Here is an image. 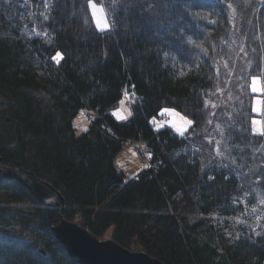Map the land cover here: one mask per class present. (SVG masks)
<instances>
[{
	"label": "trees",
	"instance_id": "16d2710c",
	"mask_svg": "<svg viewBox=\"0 0 264 264\" xmlns=\"http://www.w3.org/2000/svg\"><path fill=\"white\" fill-rule=\"evenodd\" d=\"M28 1L0 0V157L52 183L66 209L0 175V219L26 228L23 239L0 232V264H78L51 230L61 215L164 264H264V217L242 216L264 201L251 92L264 77V0H150L151 11L149 0H99L105 32L91 0ZM166 108L193 121L186 134L154 127ZM83 109L99 114L78 134ZM123 139L149 156L129 181L116 165ZM27 203L37 206L10 208Z\"/></svg>",
	"mask_w": 264,
	"mask_h": 264
},
{
	"label": "water",
	"instance_id": "95a60500",
	"mask_svg": "<svg viewBox=\"0 0 264 264\" xmlns=\"http://www.w3.org/2000/svg\"><path fill=\"white\" fill-rule=\"evenodd\" d=\"M0 175L8 181L18 182L38 203L55 208L61 214L65 211L66 200L62 192L34 172L5 165L0 157ZM51 230L70 258L78 264H164L145 251H132L112 238L100 239L78 221L66 219L63 215Z\"/></svg>",
	"mask_w": 264,
	"mask_h": 264
},
{
	"label": "rangeland",
	"instance_id": "374dc122",
	"mask_svg": "<svg viewBox=\"0 0 264 264\" xmlns=\"http://www.w3.org/2000/svg\"><path fill=\"white\" fill-rule=\"evenodd\" d=\"M93 2H95L97 4L98 8L99 7L104 8L105 16H106L109 24L112 27V22H111V19L109 17V14H108L106 8L102 5V3L99 0H91L89 2V9H90V13H91V16L93 18V22H94L95 27L97 28L96 18L93 16V8H92ZM111 27L109 29H111ZM33 28H32L33 35L39 34L38 36H45V33H42L39 30V28H37L36 26H33ZM109 29H107L105 31H108ZM97 30L100 32H105V31H101L99 28H97ZM235 51H237L236 59H238L239 62L241 61L242 63H245V60H247V57L249 58L247 51L242 48L241 44L237 45V47L235 48ZM232 60L234 61L235 58L234 59L232 58ZM233 61L229 62L230 67L231 66L235 67L237 65V63H235V61L233 63ZM227 87H228V85H227ZM251 92L254 93L255 95H257L255 97L254 104H253V109H254V113H255L256 117L253 120L252 129H253V132L255 134H262V133H264V125H263L262 117L260 115L263 113V109H264V77H257L255 79L253 78L251 80ZM131 95L132 94L125 95L126 98L120 102L118 108L116 110H114V112H113V115L115 116V118L120 122H126L132 115L131 114V104L135 103L136 97H133ZM167 109L171 110V112H173V113H179L178 110H176V109H172V108H167ZM90 111H91V113H96V115L99 114L95 110L91 109ZM179 114H180V116L186 117L181 113H179ZM118 116H124L125 119H119ZM186 118L190 120V118H188V117H186ZM174 121L178 124H181V125L183 124V122L180 121L179 116H174V115L170 114L169 112H165L163 110L159 117L154 118L152 120V124L154 125V127L156 129H162L165 127H169V128H172L176 133L180 134L172 126V123ZM91 122H92L91 120H88L86 118L85 110L83 109L77 115V117L74 119V125L76 127L77 133L82 134L85 131H87ZM190 127L191 126H187V131L184 134H186L189 131ZM108 131L113 133V131L111 129H109ZM214 144L216 145L215 152L216 151H222V149L220 148V146H221L220 144H218L217 142ZM145 151H146L145 147L142 145L139 149L138 148H133V149L123 148L120 151V153H118L117 158H116V165H117V168L120 169V171L125 176V181H129L131 179H137L139 174L141 173V171L143 169L147 168V167H144V165H149V156ZM221 154H222V152H221ZM260 204L261 205L258 204L256 206L255 205H246V210L242 214L244 222H247V212L248 211H250L251 213H253L254 216H256V221L259 220V217H261V218L264 217V203H260ZM35 206H37V205L31 204V203H27V204H23V205L13 204V205H11L10 208H11V210H15L16 208L24 210L25 208H27V209H30V208L33 209L34 208L35 209ZM39 206H42V204ZM6 216H7L6 218L4 217V218L0 219V222L1 221L3 222L5 220H9L8 219L9 217H10V219L14 220L13 217L10 216V214H6ZM5 223L6 224L3 226L0 225V232L8 231L7 234L15 236V237H20L21 239L26 237L25 236L26 228L20 227V226L18 227L17 221L10 222V223L5 222ZM245 225H246V223H245ZM110 238H111V232L109 231L105 235V237H103V240L110 239ZM137 251H139V250H137Z\"/></svg>",
	"mask_w": 264,
	"mask_h": 264
},
{
	"label": "snow or ice",
	"instance_id": "6c2138e0",
	"mask_svg": "<svg viewBox=\"0 0 264 264\" xmlns=\"http://www.w3.org/2000/svg\"><path fill=\"white\" fill-rule=\"evenodd\" d=\"M116 0H113V4H115ZM92 8H93V16L96 18V26L99 28L101 31H105L111 27L109 24L106 16H105V11L103 7H97V4L95 2L92 3ZM153 8L152 3L149 0L148 3V10L151 11ZM47 19V17H45ZM60 54L58 53V56ZM255 79V78H254ZM165 112H169L170 114L174 116H179L180 121L183 122V124H178L175 121L172 123V126L176 129L177 132H179L182 136L184 133L187 131V126H191L193 124L192 120L187 119L186 117L180 116L179 113H173L169 109H164ZM119 119H125L124 116H118ZM144 167H149V165H144ZM264 203V201H262ZM257 235H260V233H257Z\"/></svg>",
	"mask_w": 264,
	"mask_h": 264
},
{
	"label": "built area",
	"instance_id": "2783aa9c",
	"mask_svg": "<svg viewBox=\"0 0 264 264\" xmlns=\"http://www.w3.org/2000/svg\"><path fill=\"white\" fill-rule=\"evenodd\" d=\"M86 112H87V118H88L89 120H92V118H93V113H91V111H90L89 109H86ZM121 144H122V146H123L124 148H138V149H139L138 144H137L135 141H133V140H126V139H123V140L121 141Z\"/></svg>",
	"mask_w": 264,
	"mask_h": 264
},
{
	"label": "bare ground",
	"instance_id": "6f19581e",
	"mask_svg": "<svg viewBox=\"0 0 264 264\" xmlns=\"http://www.w3.org/2000/svg\"><path fill=\"white\" fill-rule=\"evenodd\" d=\"M121 141H122V140H121ZM133 141H135V142L138 144L139 147L142 146V143H141V142H138V141H136V140H133ZM1 176H2V175H1Z\"/></svg>",
	"mask_w": 264,
	"mask_h": 264
}]
</instances>
